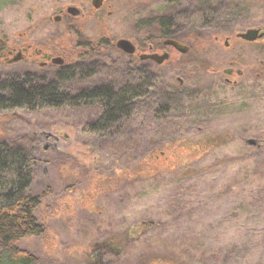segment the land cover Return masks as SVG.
<instances>
[{
  "label": "rangeland",
  "instance_id": "374dc122",
  "mask_svg": "<svg viewBox=\"0 0 264 264\" xmlns=\"http://www.w3.org/2000/svg\"><path fill=\"white\" fill-rule=\"evenodd\" d=\"M77 1L15 0L0 8L4 43L49 39L61 47L65 39L72 48L62 65L0 62V82L62 77L63 90L75 94L146 80L147 93L121 132L109 137L85 130L101 112L94 104L0 111V142L29 154L28 192L42 198L37 214L45 232L20 245L38 256L35 264H94L96 243L108 239L123 247L105 254L111 264H264V74H247L232 86L211 72L217 64L194 62L183 71L164 66L140 79L128 74L123 53L106 43L77 57L78 42L157 35L156 25L135 26L172 7L166 0H134L137 7L131 9L130 0H112L103 19L53 20ZM82 3L91 8L90 0ZM195 8L189 32L207 39L203 2ZM162 109L169 111L163 119L156 116ZM205 135L219 141L198 149L186 140ZM143 220L147 231L121 243Z\"/></svg>",
  "mask_w": 264,
  "mask_h": 264
},
{
  "label": "flooded vegetation",
  "instance_id": "af4514ba",
  "mask_svg": "<svg viewBox=\"0 0 264 264\" xmlns=\"http://www.w3.org/2000/svg\"><path fill=\"white\" fill-rule=\"evenodd\" d=\"M79 0L64 6L63 10L56 13L53 17L55 22L61 23L68 20L71 23L77 19L91 18L100 15L103 19L104 12L107 8H111L112 0H103L102 5L97 8L91 2V8L86 10ZM169 2L171 12L169 14L161 13L154 20L140 21L135 28L151 27L156 25L159 32L157 35L145 34L140 36L125 37L129 39L135 51L127 52L119 49L116 41L96 40L94 42H78L76 44V56L85 57L88 52H91L95 47L103 46L109 48H117L123 53L125 58V68L128 74H133L138 78L142 76L154 77L156 73L165 67L178 69L183 71L188 68L191 63H215L211 72L214 74H222L228 85L235 86L238 79L246 76L260 77L264 74V0H166ZM203 2V27L210 31L207 39H194L190 34L191 19L198 9L195 8V2ZM15 0H0V8L12 4ZM137 2L130 0L129 7L135 9ZM74 6L80 9V14L73 15L68 12V8ZM108 16L113 15V10L107 11ZM55 16H60L59 20H55ZM98 18V17H97ZM72 28V27H70ZM72 32V29H69ZM184 31H186L184 33ZM141 32V31H139ZM120 39V38H119ZM169 40H174L181 46L177 47L170 43ZM65 42L64 44H61ZM60 46L52 45L49 39H45L42 43L33 39H26L21 44L8 45L0 40V62L12 64L17 61H28L29 63H39L40 66H48L57 64L53 60L56 57H62L64 63L66 61V53L72 51V48L66 46L65 39L62 40ZM95 43V45H93ZM63 49V51H62ZM60 50V51H59ZM200 52V53H199ZM202 52V54H201ZM152 54H167L165 60L161 63L155 59L146 57ZM63 63V64H64ZM182 64V65H179ZM187 64V66H184ZM259 64V66L257 65ZM62 65V64H61ZM145 80V79H144ZM179 87L183 85L181 78H178ZM105 86V85H101ZM107 86V85H106ZM100 86L91 87L96 88ZM148 84L140 82L137 86L128 84L120 89L130 91L131 88L138 89V93L133 98L126 95L125 109L129 112L122 114L119 118L109 122L108 127L101 134L91 133L96 136L109 137L120 133V127L126 125L130 120L129 115L133 107L140 100H145ZM113 88V87H112ZM115 91L120 89H115ZM94 105L100 106L98 103ZM101 108V106H100ZM98 117L90 123H97ZM87 123V124H90ZM116 132V133H115ZM120 136V135H119ZM192 147L201 149L203 147H211L217 143L215 136L205 135L200 138L189 137L186 139ZM222 141V140H221ZM147 221L143 220L139 224L133 226L131 231L126 233L129 240H137L147 231ZM116 243L112 240L96 243V248L91 255L95 258L94 264H102L105 254L112 249L116 254L120 253L123 247H116ZM116 247V248H113ZM107 264H111L108 262Z\"/></svg>",
  "mask_w": 264,
  "mask_h": 264
},
{
  "label": "trees",
  "instance_id": "16d2710c",
  "mask_svg": "<svg viewBox=\"0 0 264 264\" xmlns=\"http://www.w3.org/2000/svg\"><path fill=\"white\" fill-rule=\"evenodd\" d=\"M137 91L135 88H131L130 91L123 89L115 91L111 86L105 85L72 94L63 90L62 77L48 82H38L29 77L13 78L0 82V111L18 108L37 110L46 107H75L98 103L101 112L97 123L86 124L85 130L101 134L107 129L109 122L128 112L125 109V103L128 101L125 100L126 95L133 98ZM168 113V110L162 109L157 111L156 116L163 119ZM32 182L33 170L29 154L21 147L0 142V264L38 262V256L20 245L22 239L38 237L45 232L37 214L42 198L28 192ZM171 206L174 209L177 207L174 204ZM132 241L124 240L123 237L121 243ZM115 243L121 246L119 242ZM198 258V262L201 263L203 256Z\"/></svg>",
  "mask_w": 264,
  "mask_h": 264
},
{
  "label": "water",
  "instance_id": "95a60500",
  "mask_svg": "<svg viewBox=\"0 0 264 264\" xmlns=\"http://www.w3.org/2000/svg\"><path fill=\"white\" fill-rule=\"evenodd\" d=\"M103 0H93V5L97 8H99L102 5ZM68 12L72 13L73 15H78L80 14V9L74 7V6H70L68 8ZM60 16H55V20H59ZM170 43L175 44L177 47H180L181 45L179 43H177L174 40H169ZM117 47L123 51H127V52H134L135 51V47L133 45V43L127 39V38H120L118 39L117 43H116ZM146 57L155 59L157 62L161 63L165 60V58L167 57V54L164 55H160V54H152V55H146ZM55 63L57 64H63L64 63V59L62 57H56L53 60ZM248 143L251 145L257 144L258 140L256 139H249ZM102 264H107V262L102 261Z\"/></svg>",
  "mask_w": 264,
  "mask_h": 264
}]
</instances>
